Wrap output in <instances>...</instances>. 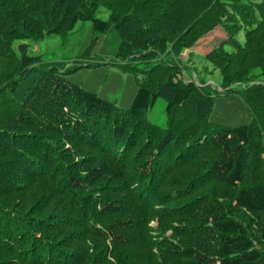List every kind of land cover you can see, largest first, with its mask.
Here are the masks:
<instances>
[{
	"label": "trees",
	"instance_id": "obj_1",
	"mask_svg": "<svg viewBox=\"0 0 264 264\" xmlns=\"http://www.w3.org/2000/svg\"><path fill=\"white\" fill-rule=\"evenodd\" d=\"M84 22L119 35L112 65L137 82L127 109L67 82L71 67L12 50ZM218 27L226 39L203 61L222 94L175 81L192 70L181 53ZM0 59L14 66L0 74V264H264V0H0ZM135 61L151 66L138 73ZM218 95L237 97L250 123L210 125ZM158 98L163 129L147 118ZM69 134L102 154L64 170ZM37 179L68 214L47 196L13 199ZM159 188L165 213L150 214Z\"/></svg>",
	"mask_w": 264,
	"mask_h": 264
},
{
	"label": "rangeland",
	"instance_id": "obj_2",
	"mask_svg": "<svg viewBox=\"0 0 264 264\" xmlns=\"http://www.w3.org/2000/svg\"><path fill=\"white\" fill-rule=\"evenodd\" d=\"M96 18L106 22L109 19V13L104 8H101L96 13ZM225 39V33L219 27L199 39L196 42L197 45L195 44L196 52L193 51L191 54L192 70L191 68L181 70V73L174 74V80L180 83L192 82L196 87L201 88L209 85L213 90L222 94L220 74L210 64L203 61L202 54L204 50L206 52L212 50L220 41ZM236 41L240 46L244 45L243 31L238 34ZM20 44L27 46L26 52L28 55L38 56L44 63L57 64L58 68H62L63 70L64 65L71 67L70 70H67V74L64 75L65 80L70 84L95 94L103 100L111 101L120 109H127L131 104L137 89L136 76L125 73L118 67L112 65V63L115 64V57L120 46L119 35L113 26H110L104 33L97 34L93 31L90 22L78 23L65 37L48 35L40 41L25 40L13 43L12 50L16 55H18L17 51ZM202 45L205 46L204 50ZM225 49L231 51L228 47ZM187 54V52L181 53V57H183L181 62L184 63L187 61L186 59L189 56ZM149 65L151 66L149 61H146V63L135 61V72L141 73L143 69L149 68ZM78 66L81 67L74 68ZM9 67L12 68L14 66L6 59H0V74ZM140 75H138V79H142ZM251 75L255 78L259 75V71L254 70ZM256 82L264 83V78L258 77ZM165 107L166 102L158 98L153 108L147 114L148 121L161 129L166 124ZM185 119L189 120L188 122L192 120L183 113L175 116L177 122L184 121ZM250 121L251 115L249 110L237 97L218 95L214 98L213 109L209 116L210 125L237 128L248 125ZM90 130L93 131L91 128ZM68 137L69 141H64L63 150L65 152L68 151L71 156L64 157V164L68 167V169L64 170L68 171L78 160L93 158L102 154L99 151L92 150L79 141H73L72 134H69ZM132 157V155L129 157V162H131ZM198 159H200L199 156ZM51 169L53 170L54 167H51ZM46 182L42 179H37L23 193H17L13 199L23 200L28 198L31 202L32 197L33 202H35L47 196L51 204L56 205L58 210H62L63 213L68 214L66 212L67 202L65 199L63 200L59 197L49 186L50 183ZM155 193V199L146 201L149 204L153 203L150 206L153 213L150 214H155L154 212L158 211L165 213L163 207H153V205L159 204L157 203L158 200H161L165 194L163 195L164 192H161L160 188L156 189ZM150 217L154 216L150 215ZM155 218L148 224V227L151 228V236H155L159 230V223ZM170 234V232H166L165 236L170 237Z\"/></svg>",
	"mask_w": 264,
	"mask_h": 264
},
{
	"label": "crops",
	"instance_id": "obj_3",
	"mask_svg": "<svg viewBox=\"0 0 264 264\" xmlns=\"http://www.w3.org/2000/svg\"><path fill=\"white\" fill-rule=\"evenodd\" d=\"M220 39H222V38H220ZM205 40V39H204ZM200 43V42H199ZM197 45V44H196ZM203 46V50L205 49V46L204 45H202ZM196 46H194V47H192L191 49H189V50H184L183 52H187L188 54H189V56H191V54L193 53V51L194 52H196ZM201 50V49H200ZM211 50H208L207 52L204 50V53L202 54V57H204L205 55H207L209 52H210ZM187 54V55H188ZM188 58V57H187ZM181 59H183V57H181Z\"/></svg>",
	"mask_w": 264,
	"mask_h": 264
}]
</instances>
